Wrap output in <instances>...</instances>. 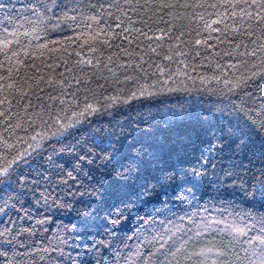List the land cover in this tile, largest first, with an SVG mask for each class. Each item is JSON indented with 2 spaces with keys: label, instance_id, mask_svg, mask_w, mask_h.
I'll list each match as a JSON object with an SVG mask.
<instances>
[{
  "label": "trees",
  "instance_id": "trees-1",
  "mask_svg": "<svg viewBox=\"0 0 264 264\" xmlns=\"http://www.w3.org/2000/svg\"><path fill=\"white\" fill-rule=\"evenodd\" d=\"M143 2L0 0V162L6 155L29 154L26 158L40 163L42 172L28 169L29 182L6 191L0 184V253L7 252L0 264H158L163 259L155 251L163 242L158 232L171 222L184 229L176 239L188 240L189 229L201 221L212 228L188 241L191 259L185 264L202 259L192 255L202 248L221 246L235 253L223 257L229 264L264 259V245L255 239L264 227L257 222L264 201L254 191L264 179L258 145L255 154L221 153L209 130L181 145L167 165L153 162L143 179L136 180L134 170L129 183L140 185L139 200L134 196L110 209L85 187L106 179L98 149L85 156L77 146L61 154L56 164L65 171L46 162L61 139L54 135L61 126L55 120L72 123L77 119L72 112H84L86 105L91 114L79 117L81 131L111 134L113 142L124 136L131 144L142 133L159 136L172 113L210 108L226 81L250 74L254 64L259 69V54L245 55L256 36L239 35L249 25L246 19L240 23V8L228 7L237 0H179L217 6L157 11L151 21L135 7ZM241 40L247 49L237 47ZM74 139L81 137L74 133ZM64 143L71 146L73 140ZM77 155L88 175L69 179L66 172L72 169L65 161L77 163ZM165 175L170 179L162 189L159 180ZM9 197L10 206L4 207ZM228 223L245 229L238 240L221 231Z\"/></svg>",
  "mask_w": 264,
  "mask_h": 264
},
{
  "label": "snow or ice",
  "instance_id": "snow-or-ice-1",
  "mask_svg": "<svg viewBox=\"0 0 264 264\" xmlns=\"http://www.w3.org/2000/svg\"><path fill=\"white\" fill-rule=\"evenodd\" d=\"M241 4L243 7H241ZM111 6V5H110ZM217 5H205L203 3L188 4L179 3V0H144V2L138 3L135 7L144 10L145 16L151 21L152 16L159 12H166L167 10L177 8H204L213 7ZM222 6V5H221ZM230 8H240V15L242 18L240 23H244L245 19L249 25V31L239 33L241 37L256 36L255 40H251L250 43L255 47L251 50L250 54L246 51L245 55H249V58L260 57V67L256 69V65H252L253 70L248 75H241L237 79L228 80L225 82V89L218 92V99L213 102V105L206 110H197L192 112H175L172 113L171 119L165 124L163 129L159 130V136L151 133H142L140 139H135L133 143H128L127 137H119L114 142L112 135L107 137L99 136L97 133L90 132L87 127L78 128L77 125H82V121L79 117L84 116V113L91 114V105H86L84 112H72L77 119L72 123L61 124V118H57L55 123L61 125L57 128L55 136L60 137L56 142V145L51 147V153L47 158V164L49 167H59L62 171H65L64 166L56 164V159L65 152H72L77 146L84 152L85 156L92 155V149H98L100 152V162L105 169L103 175L106 179H98L95 184L85 186L86 191L90 196L97 197L100 205L106 209L115 207L117 203L126 204L131 201L135 196L137 200L140 198V185L129 183V179L133 176L135 170V179H143L141 173L147 176L151 173L152 164L167 165L174 153H176L180 146L186 142H190L194 137L199 138L203 133L211 130L213 139L216 141L217 151L223 153L225 149L236 153L252 152L255 154L257 145L261 157L264 158V0H237L236 3H229ZM250 10V11H249ZM168 14H171L170 12ZM235 17L237 14L233 12L231 14ZM203 19V17H201ZM148 28V24H145ZM253 28H259V32L252 31ZM152 31L151 28H148ZM163 33V29L160 30ZM227 32L228 29L225 28ZM145 35V33H141ZM146 39H151L147 37ZM232 41L229 40V43ZM196 44L201 43L200 40L195 41ZM244 46L247 49V45L241 44L237 47ZM155 51V49H153ZM5 79H10L6 77ZM63 83V81H60ZM80 83V81H77ZM11 87V85H8ZM64 103L63 100L60 101ZM63 111V110H62ZM49 115L51 119V114ZM36 118L41 122H44L43 116L37 113ZM74 133L78 134L81 139L75 140ZM163 137V139H160ZM35 139V137H34ZM72 139L73 143L69 146L64 143V140ZM83 141V143H81ZM89 145L92 147L89 148ZM216 145H211L210 148H214ZM29 154H17L11 159L8 156L2 158L0 162V184H3L4 189L8 190L13 187L15 183L27 184L30 180L32 173L28 169H33L36 175H41V164L30 162L26 156ZM77 163H70L65 161L68 167L72 171H67L66 175L69 179H78L81 175L87 176L88 173L83 172L80 162L83 157L77 155L74 157ZM159 171L163 172V168H159ZM73 172L77 175L74 178ZM231 178L232 173H226ZM170 177L165 175L159 180L160 187L165 189L168 187L166 181ZM37 181H32L36 183ZM195 187V185H193ZM254 191L259 195L262 201H264V179L257 182L254 186ZM9 197L7 200H3L4 207H9ZM63 207H71L70 204L65 203ZM264 206V205H262ZM4 209L0 208V212ZM155 211H163L162 209H156ZM122 214V213H121ZM119 219V216H117ZM258 223L264 225V216H260L257 220ZM115 223V221H113ZM218 223H223L219 221ZM212 228V224L207 221H201L198 224H194L193 236H190L188 240H177V233L184 231V229L177 224L170 222L168 228L162 232H158L163 242L159 243V247L155 249L159 256L163 259L158 261V264H185V261L191 259V256L187 252L188 241L194 237L202 235L203 231H209ZM222 232L228 233L233 240H238L239 236L244 234L245 229L241 228L238 224L228 223L225 225ZM260 242V245H264V227L261 229V233L255 238ZM168 241H172L171 244ZM249 245L252 241H248ZM253 251H255L253 249ZM218 253L215 258H210L209 253ZM261 253L264 255V248H261ZM0 255L7 256V252L0 253ZM15 253L13 260L15 259ZM192 255L203 257L195 261V264H229L228 260L223 259L235 253H230L227 247H213L202 248L199 253H193ZM239 259V257H237ZM234 264V262H233ZM260 264H264V259H261Z\"/></svg>",
  "mask_w": 264,
  "mask_h": 264
}]
</instances>
